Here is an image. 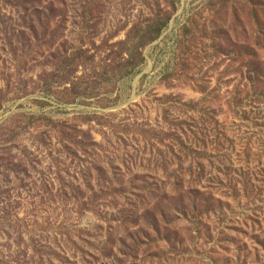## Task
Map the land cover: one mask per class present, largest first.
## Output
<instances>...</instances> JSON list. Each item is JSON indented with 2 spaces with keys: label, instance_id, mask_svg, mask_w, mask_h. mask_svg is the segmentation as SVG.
<instances>
[{
  "label": "rangeland",
  "instance_id": "obj_1",
  "mask_svg": "<svg viewBox=\"0 0 264 264\" xmlns=\"http://www.w3.org/2000/svg\"><path fill=\"white\" fill-rule=\"evenodd\" d=\"M0 264H264V0H0Z\"/></svg>",
  "mask_w": 264,
  "mask_h": 264
}]
</instances>
